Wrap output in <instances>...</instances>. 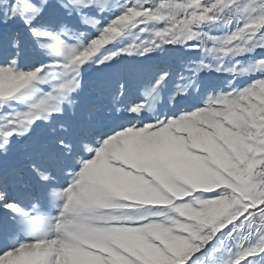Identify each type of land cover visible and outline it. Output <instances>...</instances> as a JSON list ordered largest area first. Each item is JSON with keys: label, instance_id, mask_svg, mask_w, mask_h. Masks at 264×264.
Listing matches in <instances>:
<instances>
[{"label": "snow or ice", "instance_id": "1", "mask_svg": "<svg viewBox=\"0 0 264 264\" xmlns=\"http://www.w3.org/2000/svg\"><path fill=\"white\" fill-rule=\"evenodd\" d=\"M0 264H264V0H0Z\"/></svg>", "mask_w": 264, "mask_h": 264}]
</instances>
